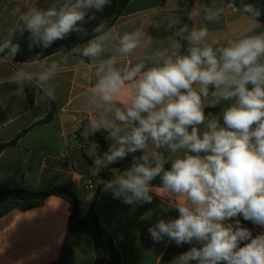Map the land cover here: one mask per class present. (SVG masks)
I'll list each match as a JSON object with an SVG mask.
<instances>
[{"label":"crops","instance_id":"crops-1","mask_svg":"<svg viewBox=\"0 0 264 264\" xmlns=\"http://www.w3.org/2000/svg\"><path fill=\"white\" fill-rule=\"evenodd\" d=\"M69 1L73 0H0V45L11 39L22 23L20 16L29 9L46 12V6L56 9L58 2ZM190 3L193 25L189 32L201 28L208 32L201 44L217 49L246 37L264 35V23L237 7L232 8L227 0H190ZM187 4L186 0H130L115 23L91 39L105 33L112 37L104 42L105 50L101 55L90 57L89 62L65 51L31 62L8 61L0 56V147L56 109L52 122L32 128L16 145L0 150V185L30 191L69 187L76 192L80 217L84 218L99 183L104 181L101 172L117 163H109L105 154L119 147V138L137 126L136 122L117 120L115 112L131 104L136 91L135 80L139 77L125 81L121 92L111 103H106L96 91L103 75L98 70L109 59H114L116 70L123 72L142 63L144 72L162 66L168 56L180 55V11ZM16 9L18 11H14ZM194 12L197 14L193 15ZM216 13L218 15H213L212 19L207 18L208 14ZM128 33L140 34L138 46L129 54H121L117 51L119 41ZM192 46L188 41L186 55ZM42 74H47L48 78L41 80ZM26 81L37 88L33 107L24 90ZM215 91L213 88L202 100L204 113L207 108L219 109L212 120L220 125L223 112L235 99L223 100L213 95ZM78 117H86L91 123L103 121L107 131L115 132L105 149L81 130ZM207 124L205 119L199 126L201 134L207 130ZM144 150L162 155L164 164L186 154L185 149L173 153L167 147L157 148L151 139ZM130 169L129 164L111 168L112 181ZM90 182L94 189H88ZM115 188V185L113 188L105 186L101 190L96 211L106 233L113 239L122 264H178L181 255L193 247L203 246L196 241L178 245L167 236L159 242L153 240L150 228L160 220L169 222L179 217L177 205L181 198L176 194L163 190V186L150 185V203L133 201L129 204L124 201L126 195L131 194L116 196ZM72 211V202L63 195L50 196L40 203L19 199L0 202V264H94L90 231H69ZM247 222V228L255 237L264 232V226ZM225 224H229V220Z\"/></svg>","mask_w":264,"mask_h":264},{"label":"clouds","instance_id":"clouds-1","mask_svg":"<svg viewBox=\"0 0 264 264\" xmlns=\"http://www.w3.org/2000/svg\"><path fill=\"white\" fill-rule=\"evenodd\" d=\"M106 3L107 0H76L59 11L33 8L23 13L20 20L35 41L48 47L69 32L79 31L77 24L85 15L82 9L102 10ZM245 11L254 9L246 6ZM213 15L218 13L208 14L207 18L212 19ZM139 35H123L117 51L131 53L138 46ZM207 35L205 28L192 30L187 39L193 46L187 55L168 56L162 66L144 72L142 63L123 72L116 70L114 59L98 70L103 75L96 91L106 103L121 92L125 81L139 77L131 104L115 112L117 120L136 122L137 126L119 138V147L105 154L109 163L123 160L129 152L144 150L149 139L157 148L167 147L173 153L186 150L183 158H176L167 171L162 155L152 152L150 160L145 154L140 157L142 163H134L106 187L115 185L116 196L130 193L125 203H150V182L160 176L163 190L181 198L178 218L160 220L149 229L157 242L167 236L178 245L193 241L203 245L181 255L178 264L189 260L198 264H264V234L253 238L239 220L235 228L225 224L242 215L244 220L264 226V35L246 37L217 49L201 44ZM111 38L105 33L80 51L83 56L98 57L105 50L104 42ZM9 46L10 42H5L0 51ZM17 50L18 46H11L13 55ZM47 78V74L41 75V80ZM210 86L216 89L214 96L234 98L235 103L223 112V127L211 120L201 134L199 126L206 119L202 97L208 95ZM103 123L93 121L91 127L99 130ZM243 241L247 243L241 246Z\"/></svg>","mask_w":264,"mask_h":264},{"label":"trees","instance_id":"trees-1","mask_svg":"<svg viewBox=\"0 0 264 264\" xmlns=\"http://www.w3.org/2000/svg\"><path fill=\"white\" fill-rule=\"evenodd\" d=\"M130 0H107V3L104 5L102 10H97L96 8H85L82 9L84 11V19L83 21L77 24V28L79 31H71L69 32L63 39L56 40L51 43L48 47H44L41 42L35 41L30 32L24 27V23L20 24L18 30L14 33L10 42L9 48H4L3 51H0V56L8 61H22V62H31L43 59L51 54H54L59 51H65L72 55L79 56L85 62H89L90 57H86L82 55L80 50L85 47L88 42L94 37L102 32L106 31L110 26H112L116 19L121 14L122 10L128 4ZM188 4L182 8L180 11L181 25L178 27V34L181 38L182 43V51L181 56L186 55L187 43H188V35L189 31L192 28V14H191V3L190 0ZM229 3L236 6L238 9L243 11L248 16L253 19L264 23V0H227ZM76 0L69 2H59L57 3L56 9L59 11L61 7L65 4H75ZM246 6H251L254 9V12L245 11ZM258 12L259 15H255L254 13ZM111 18V20H109ZM100 31H97V29ZM187 31H184V29ZM5 44V43H4ZM4 44L0 45L3 46ZM18 46V50L13 55L11 53V46ZM251 87V86H250ZM214 87H210L208 90V97L213 90ZM24 90L26 93L27 100L31 107L34 106L35 103V95L37 92L36 86L26 81L24 83ZM202 97V99L206 98ZM56 113V109L44 119L38 121L31 128L20 133L16 139L13 141L4 144L0 147V150L14 146L22 138L27 132H29L32 128L38 125H44L52 122L53 116ZM219 113V109L217 108H207L205 110L206 122L214 119ZM92 123L89 119H85L81 124V130L88 134L89 139L92 142H95L100 148L105 149L108 141L112 138V132L107 131L104 126L101 124L99 130H93L91 127ZM220 126L223 127V119L220 120ZM148 154L151 160V153L145 150H138L136 152H129L126 154L123 160H118L116 165L109 166L108 169L101 172L100 177L104 179L98 185V189L96 192V196L94 201L86 213L84 218L80 217V204L76 192L66 186H57L48 190L42 191H30L19 188H3L0 185V202L11 199H19L29 202H37L40 203L46 198L54 195H63L70 199L73 204V211L69 220V231L76 232L79 230H89L90 235L94 245L95 251V261L94 264H122L120 260V255L115 247L112 237H110L99 219L98 213L96 211V202L99 197V193L101 190L110 182L112 178L110 177V169L113 167H119L124 164H129L131 167L134 163H142L143 161L140 159L141 156ZM193 154L194 153H189ZM204 155V153H201ZM175 160V159H174ZM170 161L164 164V170L167 171L171 168V164L174 161ZM154 166V161H152ZM162 175V174H161ZM150 185H158L162 186V180L160 176H157L154 180L150 182ZM240 223L243 226H249V223L243 219V216H240ZM252 237L255 236L253 232ZM264 234V232H261Z\"/></svg>","mask_w":264,"mask_h":264},{"label":"built area","instance_id":"built-area-1","mask_svg":"<svg viewBox=\"0 0 264 264\" xmlns=\"http://www.w3.org/2000/svg\"><path fill=\"white\" fill-rule=\"evenodd\" d=\"M230 6H231L232 8H236V6H234V5L231 4V3H230ZM85 119H86V117H78V118H77V121L82 123ZM88 189H94V185H93V183L90 182V183L88 184ZM187 264H197V263H196L195 260H189V261H187Z\"/></svg>","mask_w":264,"mask_h":264},{"label":"rangeland","instance_id":"rangeland-1","mask_svg":"<svg viewBox=\"0 0 264 264\" xmlns=\"http://www.w3.org/2000/svg\"><path fill=\"white\" fill-rule=\"evenodd\" d=\"M58 3H59V2H58ZM46 9L49 10L50 7H49V6H46ZM56 10H57V9H56ZM57 11H58V10H57ZM237 220L240 221V216H239V218H238V217H234V218H232L231 220H229V224H232L233 227L235 228V226H236V221H237ZM240 226L247 228V226H243L241 223H240ZM247 229H248V228H247ZM253 238H255V236H254ZM242 243H243V244H244V243H247V241H243ZM243 244H242V246H243Z\"/></svg>","mask_w":264,"mask_h":264}]
</instances>
